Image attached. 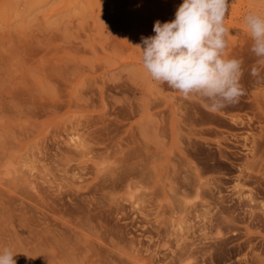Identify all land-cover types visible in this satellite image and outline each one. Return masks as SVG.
Masks as SVG:
<instances>
[{
  "label": "rangeland",
  "instance_id": "374dc122",
  "mask_svg": "<svg viewBox=\"0 0 264 264\" xmlns=\"http://www.w3.org/2000/svg\"><path fill=\"white\" fill-rule=\"evenodd\" d=\"M182 3L0 0V251L15 264L264 256V66L243 23L264 0H230L244 91L215 113L140 63Z\"/></svg>",
  "mask_w": 264,
  "mask_h": 264
},
{
  "label": "clouds",
  "instance_id": "9594fccd",
  "mask_svg": "<svg viewBox=\"0 0 264 264\" xmlns=\"http://www.w3.org/2000/svg\"><path fill=\"white\" fill-rule=\"evenodd\" d=\"M230 0H183L175 19L155 21L154 36L143 37L140 63L150 78L177 91L184 100L198 99L212 113L238 102L243 61L229 56V29L225 20ZM251 51L264 66V12L250 11L243 18ZM251 75L258 76L257 68ZM5 247L0 264H15Z\"/></svg>",
  "mask_w": 264,
  "mask_h": 264
},
{
  "label": "bare ground",
  "instance_id": "6f19581e",
  "mask_svg": "<svg viewBox=\"0 0 264 264\" xmlns=\"http://www.w3.org/2000/svg\"><path fill=\"white\" fill-rule=\"evenodd\" d=\"M55 66V65H54ZM55 68V67H54ZM70 68V67H69ZM53 70V72L55 73V71L57 70V69H53L52 67L50 68V70ZM49 70V71H50ZM49 71H47V73H49ZM46 72V71H45ZM52 73V72H51ZM50 74V73H49ZM49 74H47V75H49ZM46 75V76H47ZM65 75V74H64ZM51 76H52V74H51ZM48 78V77H47ZM50 78V77H49ZM29 87H31V86H29ZM11 88V87H10ZM29 89V90H28ZM27 89V91H30V90H32V88L30 89V88H28ZM26 92V91H25ZM31 92V91H30ZM12 93V92H11ZM28 94H29V92H28ZM31 94H32V92H31ZM13 95V94H12ZM28 96H30V95H28ZM31 97H33V94L31 95ZM34 97H35V95H34ZM35 99V98H34ZM56 100H58V99H56ZM56 100H52V101H54V102H52V103H55V102H57ZM33 101V100H32ZM72 101V100H71ZM50 103V102H49ZM49 103H47L48 104V106H49ZM70 103V102H69ZM56 104V103H55ZM58 104V103H57ZM53 105V104H52ZM47 106V107H48ZM50 107V106H49ZM56 107V105H54V108ZM181 107V104H173L172 105V108H174V109H177V108H180ZM51 108V107H50ZM31 118V117H30ZM86 125V124H85ZM78 132H74V133H72L71 134V136H70V138H69V141H74V143L75 144H77L78 146H81V145H83V142H82V140L83 139H81L80 138V136L77 134ZM73 143V142H72ZM32 167V166H31ZM33 168V167H32ZM35 168V167H34ZM208 214H209V212H208ZM257 257V259H258V264H264V256H261V255H258V256H256Z\"/></svg>",
  "mask_w": 264,
  "mask_h": 264
}]
</instances>
